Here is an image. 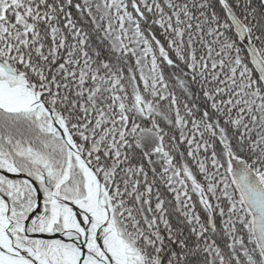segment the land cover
Returning <instances> with one entry per match:
<instances>
[{
	"label": "snow or ice",
	"instance_id": "obj_1",
	"mask_svg": "<svg viewBox=\"0 0 264 264\" xmlns=\"http://www.w3.org/2000/svg\"><path fill=\"white\" fill-rule=\"evenodd\" d=\"M0 264H264V0H0Z\"/></svg>",
	"mask_w": 264,
	"mask_h": 264
}]
</instances>
